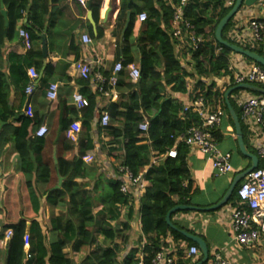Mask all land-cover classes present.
<instances>
[{
	"label": "trees",
	"instance_id": "1",
	"mask_svg": "<svg viewBox=\"0 0 264 264\" xmlns=\"http://www.w3.org/2000/svg\"><path fill=\"white\" fill-rule=\"evenodd\" d=\"M59 1L2 0L8 24L4 25L0 8V48L5 40L12 39L16 22L23 17V12H25L23 29L28 32L31 44L34 40L38 42L39 34L45 29L47 20L49 21L51 7L56 6ZM177 3L178 0H171L170 3L166 0H119L115 34L119 39V61L123 69L118 75L116 85L118 94L116 98L103 97L104 105L99 108L97 101L101 95L96 91L91 92L88 88L89 80L81 79V85L85 90L81 95L86 99L87 105L80 109L81 133L78 142L73 144L65 137L62 140L61 153L56 158L57 172L63 179L58 189H40L37 186L40 182L45 184L50 177V169L43 163L41 155L44 137H35L33 134V128L38 127L41 120L35 114L26 111L19 113L12 123L2 128L0 140L2 143H12L20 162L18 175L25 177L22 183L17 185V190L12 182L6 185L4 218L7 223L1 228L11 230L12 237L7 249L0 251V256L3 257L2 264L137 263L135 259L137 248L120 257L122 249L120 244L125 241L124 232L128 230L132 211L131 193H121L120 181L117 180L108 184L106 192L103 190L106 195L96 198L92 194L93 191L85 189L84 184L76 181L83 175L82 170L85 169L81 158L84 155H94L95 146L91 133L95 119L98 134L104 133L110 137L111 143L120 145L122 150L120 165L125 166L133 176L142 174L147 183L144 194L138 200L141 234L144 238L141 251L145 255V261L166 248L163 241L167 236L174 242L182 244L178 246L175 264H195L198 261L193 262L191 258L184 257L185 248L196 244L185 239L179 232L171 230L165 222L166 213L171 208L179 205L191 206V198L198 191L197 184L190 174L188 148L178 143L175 147V158L165 157L157 165L146 170L145 168L152 159H158L172 148L175 139L188 127L199 123L195 115L182 113L181 102L173 97L187 92L186 81L193 80L195 76L194 86L200 87L206 97L218 95V92L211 90L214 83L205 87L200 77L220 76L226 73L227 58L231 51L216 42L214 31L230 8L223 7L221 0H189L184 7V18L193 26L194 34L204 39L202 45L190 56L192 70L189 71L180 61V55L175 50L177 42L171 35L173 6ZM99 6L100 0L91 1L89 5L95 22L98 21ZM127 11L130 12L129 24L119 36ZM141 12L146 14V19L138 22L137 16ZM232 20L233 17L222 31L223 39ZM49 23L52 25L51 21ZM101 37L102 30H97L95 39ZM216 48L219 49L217 53ZM263 49L264 45L258 48L264 53ZM36 52L35 56L39 57L41 52L38 45ZM33 54L31 46L24 61L31 64ZM257 54L264 57V54L259 52ZM130 63H135L140 71V77L135 84L127 80L125 68ZM21 76L25 80V76ZM109 76L110 73L103 74L105 79ZM232 102L230 100L231 106ZM222 108L233 127L224 101ZM233 109L239 116V109ZM103 112H107L109 116L106 126H101L98 122ZM14 114L7 100L5 77L0 72V120L7 122ZM143 118L148 122L147 132L138 129ZM72 121L74 120L60 121L63 133ZM240 125L245 147L254 154L247 147L243 126L241 123ZM222 138V134H216L218 143ZM233 138L236 141L234 135ZM237 151L240 154L238 148ZM259 162L260 167H263L264 160ZM248 166L232 172L227 188L233 176ZM98 188L95 185L94 189ZM236 201L235 187L226 205L233 206ZM43 203L52 209L66 207L67 210L66 216L60 214L51 217V222L56 223L50 230L53 233L51 239H48L46 227L41 223L40 210ZM96 207L98 210L94 213ZM121 207L127 208L125 222L121 224L118 222L113 226L111 222L118 221ZM189 212L173 213L170 216L172 224L178 230H184L203 239L202 235L174 219L177 214ZM26 221L30 223L28 227ZM25 234L29 236V248L26 253ZM99 237L102 238L101 244L97 241ZM116 239H120V243H116ZM71 244V248H68ZM83 251L84 258L77 262V256Z\"/></svg>",
	"mask_w": 264,
	"mask_h": 264
},
{
	"label": "crops",
	"instance_id": "2",
	"mask_svg": "<svg viewBox=\"0 0 264 264\" xmlns=\"http://www.w3.org/2000/svg\"><path fill=\"white\" fill-rule=\"evenodd\" d=\"M27 1L30 2L32 0ZM91 1L94 0H85V4L81 5L76 0H60L56 6L51 7L49 21L52 22V25L47 20L45 29L42 32L45 34L47 46L45 59L42 57V53H39V57L35 56L37 54V45L41 52V39L38 36V42L34 40L31 44L34 53L33 61L31 64L24 61L28 50L24 48L18 35V30L24 28L25 12H23V17L16 22L12 39L5 40L0 48V72L5 77L8 104L15 113L7 122L0 120V132L4 126L13 122L19 113L26 111L30 114H35L41 120L39 126L44 125L47 128L41 155L43 163L50 169V177L45 184L38 183L37 186L40 189L55 190L53 188L58 184L60 176L56 168V158L61 153L62 140L64 138L60 121L77 120L81 125L80 109L74 106L72 94L75 92L83 94L85 90L81 85V78L78 77L74 68V63L76 61L90 62L92 76L96 71H99L102 75L111 73L114 64L119 61V39L115 34V19L119 10V0H100L97 22L94 21L93 13L89 9ZM166 1L167 3L171 2V0ZM3 10L5 11L4 7ZM253 19L264 27V3L256 0L249 6L242 3L240 9L233 17L232 23L239 27H245ZM97 30H102V37L99 39H95ZM122 30L119 36L122 35ZM82 34L89 36L91 39L89 44L85 45L81 42ZM96 60L99 62L96 63ZM31 67L35 70L37 77L33 81L31 93H27L26 87L30 78L28 68ZM21 75L25 76V80ZM53 82L59 85L58 94L56 100L49 101L46 98V90L48 84ZM88 88L91 92H94L95 83L89 81ZM116 92L118 93L117 89ZM173 97L181 101L182 95L177 94ZM104 99L99 96L97 107L100 108L104 105ZM95 121L92 123L91 133L95 146L94 159L88 164L83 163L85 166V169L82 170L83 175L77 178L76 181L84 184L85 189L93 191L92 194L96 198H100L106 195L104 193L106 189L101 188L107 187L111 181L118 180L117 166L121 161L122 150L119 144L111 143L109 136L104 133L98 134ZM38 127L33 128V134ZM224 127L228 126L225 125ZM8 131L6 130V132ZM226 131H229V129ZM230 146L231 144L225 145V148H221V150L232 152ZM231 164V172L217 176L206 156L199 152L189 151L188 165L190 174L198 187V191L191 198V206L207 208L222 198L226 192L232 172L238 170L236 166H238L239 161L236 158L234 159L233 153ZM0 166V226H4L7 223L4 218L6 185L12 182L16 185L17 190V185L22 183L25 177L22 178L18 175L20 162L12 143H2L1 140ZM62 181L63 179L61 178V183ZM95 185L99 188L94 189ZM132 197V211L128 221V230L124 232L125 241L120 244L122 248L120 257L127 255L131 249H138L141 241H144L141 234L138 200H136L133 193ZM97 210L98 208L96 207L94 213ZM229 210L230 205H225L221 209L213 211V213L190 211L185 214H177L174 219L185 224L195 233L202 235L208 246L209 253L215 249L227 248V255L235 264H254L249 257L250 249L238 250L230 240ZM126 212L127 208L121 207L118 221H113L111 224L114 226L118 222L119 224L125 222ZM40 214L41 223L47 230V237L51 239L53 233L50 230L56 225L55 222H51V217L60 214L66 216V207L52 209L43 203ZM29 224V221H26L27 227ZM261 240L257 246H262L261 243L264 242V237ZM97 241L101 244L102 238L99 237ZM115 242L120 243V239H116ZM163 242L167 248L174 247L176 249L178 246H182L180 242H174L170 236H167ZM71 246L72 244L68 248H71ZM28 248L24 249L25 253ZM84 256L85 251L77 256V262H80ZM198 258L194 257L191 260L194 262ZM2 260L3 257L0 256V264H2Z\"/></svg>",
	"mask_w": 264,
	"mask_h": 264
},
{
	"label": "built area",
	"instance_id": "3",
	"mask_svg": "<svg viewBox=\"0 0 264 264\" xmlns=\"http://www.w3.org/2000/svg\"><path fill=\"white\" fill-rule=\"evenodd\" d=\"M81 5L85 4V0H76ZM189 0H178L173 6V14L171 19V35L176 40L175 50L183 52L186 59L181 60L192 61L190 56L204 42L200 36H196L193 26L184 18V7ZM264 3V0H256ZM223 7L231 8L235 0H221ZM236 15V14H235ZM146 19V14L141 12L137 16V21L142 22ZM233 22V20H232ZM18 35L25 49L29 50L31 42L28 32L20 28ZM225 40L231 44H235L243 49L252 51L253 48H260L264 45V27L256 20H250L245 27H239L231 24L226 31ZM81 42L85 45L91 42L88 35H81ZM219 49H215V53ZM96 63L99 61L96 60ZM184 67L191 71V64H184ZM74 68L77 75L81 79L89 80L95 83V89L102 97L116 98V85L119 73L123 69L121 61L114 64L110 76L105 79L103 75L96 71L92 74L90 62L76 61ZM127 80L135 84L139 77L140 71L135 63L126 65ZM223 73V72H222ZM29 83L26 92L31 93L33 89V81L37 77L35 70L28 68ZM196 77L194 76L193 80ZM193 80H187V92L181 94L182 113H190L199 120L198 125H191L185 132L180 134L164 155L158 159H152L150 164L145 168L157 165L161 159L165 157H176V145L184 144L188 151L199 152L206 156L211 163V167L217 176L225 175L232 171V152L222 151L216 140V134H222L221 126L226 114L222 108L224 101V93L227 89L239 84L255 85L264 90V67L258 65L240 54L231 52L227 58L226 73L220 76L200 77L204 82V86L214 83L211 88L212 92H218V95L206 97L200 87H195ZM260 84V85H259ZM59 85L55 82L49 83L46 90V98L54 101L57 98ZM232 100L239 109L238 120L247 130L248 145L254 149L258 159V165L255 169L245 174L236 186L237 201L229 210V223L231 231V242L240 249H250L258 245L262 237H264V166L260 167V160H264V93L253 92L244 89L233 91L229 95V101ZM72 102L77 109H81L87 105L86 99L78 92L72 94ZM101 126H106L109 122L107 112H103L99 119ZM138 129L141 132H147L148 122L146 118L139 123ZM81 131V125L77 120L72 121L64 132V137L71 143L78 142V136ZM47 134V128L44 125L39 126L35 132V137H44ZM92 155H84L81 160L83 163L93 161ZM1 170V166H0ZM117 174L119 183V191L123 194L132 193L136 200L144 194L146 182L142 174L133 176L131 172L122 165L117 166ZM12 237L11 230H3L0 226V251L7 249L9 240ZM144 241L139 244L138 252L135 255L136 264H175L176 253L178 248H164L156 252L147 262L145 255L142 253ZM29 246V236H24V249ZM227 248H219L212 250L206 264H235L227 255ZM200 252L197 246H189L184 250L185 258L199 257Z\"/></svg>",
	"mask_w": 264,
	"mask_h": 264
},
{
	"label": "water",
	"instance_id": "4",
	"mask_svg": "<svg viewBox=\"0 0 264 264\" xmlns=\"http://www.w3.org/2000/svg\"><path fill=\"white\" fill-rule=\"evenodd\" d=\"M254 2H255V0H235L234 5L230 8V10L227 12V14L218 22V24L215 28V31H214V38L218 44L227 48L231 52H234L236 54H240L243 57L249 59L250 61L264 67V57L263 56L257 54L256 52L243 49L239 46H236L235 44H231L222 38L223 29L225 28V26L227 25L229 20L232 17H234L235 14L238 12L242 3L249 6V5H252ZM0 8H1V15L4 19V25L7 26L8 20L6 17V12L3 10L2 0H0ZM129 20H130V12L127 11L125 24H124L123 30H122V34L127 29L128 24H129ZM39 37L41 39L42 57L45 59L47 56V46L45 43V34L42 33L39 35ZM238 89H244V90H249V91L258 92V93H264V90L255 86V85L239 84L237 86H234V87L227 89L224 93V103H225V107L227 109V112H228V114L232 120V123H233L235 139H236L238 150L242 156L249 159V161H250L249 166L246 169L240 171L239 173H237L236 175L233 176L226 192L224 193L222 198L218 202H216L215 204H213L207 208H199V207H194V206L179 205V206H175V207L171 208L166 213V216H165V222L171 230L179 232L185 239H187L188 241H191L197 245V247L200 251L201 257L197 262H195V264H206L207 263L208 258H209V249H208L206 242L201 237H199L197 235L189 234L188 232H186L184 230H178L172 224V222L170 220V216L173 213L182 212V211L210 212V211H216V210L221 209L222 207H224L227 204V202H228L229 198L231 197L235 187L237 186L238 182L242 179V177L245 174H247L248 172H250L251 170L255 169L258 165V159H257L256 155L250 153L245 147V144L243 141V135H242V131H241V125H240V122L238 120V116L235 113V111L232 108L231 103L229 101V95L233 91L238 90ZM60 184H61V178L59 177L58 184L53 189H57L60 186Z\"/></svg>",
	"mask_w": 264,
	"mask_h": 264
},
{
	"label": "rangeland",
	"instance_id": "5",
	"mask_svg": "<svg viewBox=\"0 0 264 264\" xmlns=\"http://www.w3.org/2000/svg\"><path fill=\"white\" fill-rule=\"evenodd\" d=\"M225 37H226V33H225ZM253 52H256V53H260V54H264L263 52L259 51L258 49L256 48H253L252 49ZM180 55V61L181 60H185L186 57L184 55L183 52H180L179 53ZM186 65L188 64H191L192 65V61H185ZM260 85V84H259ZM232 106H234L233 108H235V110H238L236 104L234 102H232ZM230 121L226 118L223 120V124L221 126V130H222V140L221 142L219 143V148L223 149L225 148V145H228V144H231L230 148L232 150V153H233V157L234 159L236 158L238 161H239V164L238 166H236L237 169H243L245 168L246 166H248L249 164V160L247 158H245L244 156H242L241 154L238 153L237 151V143L236 141H234V138H233V135L235 136V133L233 134L234 132V128L230 125ZM242 124V123H241ZM225 125H227L228 127H224ZM233 125V123H232ZM242 129H243V133L246 137V143H247V147L248 149L253 152L255 154V151L253 148L250 147V145H248V141H247V130L246 128L244 127V125L242 124ZM229 131H226L228 130ZM232 137V138H231ZM236 140V139H235ZM229 148V147H228ZM231 182V181H230ZM104 188L107 190V187L104 186ZM262 241V240H261ZM260 241V242H261ZM262 246H254L253 248H250V253H249V257H250V260L254 263V264H264V242L261 243ZM251 255V256H250ZM253 258V259H252Z\"/></svg>",
	"mask_w": 264,
	"mask_h": 264
},
{
	"label": "clouds",
	"instance_id": "6",
	"mask_svg": "<svg viewBox=\"0 0 264 264\" xmlns=\"http://www.w3.org/2000/svg\"><path fill=\"white\" fill-rule=\"evenodd\" d=\"M197 246V245H196ZM200 252V251H199ZM209 256H210V253H209ZM201 256H199V258H200ZM199 258H198V260H199Z\"/></svg>",
	"mask_w": 264,
	"mask_h": 264
}]
</instances>
